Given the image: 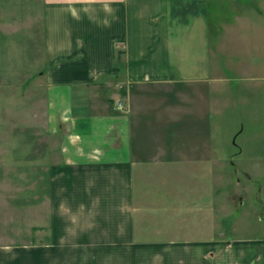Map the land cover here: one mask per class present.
Segmentation results:
<instances>
[{
  "label": "crops",
  "instance_id": "0c3cea01",
  "mask_svg": "<svg viewBox=\"0 0 264 264\" xmlns=\"http://www.w3.org/2000/svg\"><path fill=\"white\" fill-rule=\"evenodd\" d=\"M211 17L215 56L230 48L245 59L236 62L245 74L249 65L264 66V0L46 1V127L59 136L62 174L55 177L68 174L72 202L59 224L71 240L85 242L89 256L121 264H131L126 257L133 264L142 257H160L157 264H264V235L223 244L220 232L222 142L202 136L206 109L218 111L225 81L221 60L207 56ZM253 78L264 81V74ZM195 122L198 137L190 131ZM157 154L161 161L197 156L196 239L136 240V179L145 175L143 161Z\"/></svg>",
  "mask_w": 264,
  "mask_h": 264
},
{
  "label": "rangeland",
  "instance_id": "374dc122",
  "mask_svg": "<svg viewBox=\"0 0 264 264\" xmlns=\"http://www.w3.org/2000/svg\"><path fill=\"white\" fill-rule=\"evenodd\" d=\"M46 1L0 0V264H121L122 258L89 256L85 242L75 243L68 226L59 224L71 215L72 202L68 174L55 177L62 174L59 136L46 127ZM227 19L222 16L223 22ZM207 23V56L221 60L225 81L218 111L206 109L202 136L222 142L223 206L217 217L225 244V239L264 235V81L253 78L264 74V66L249 65L245 74L236 65L245 59L230 48L215 56L213 17ZM206 67L212 71L210 62ZM212 83H204L205 92ZM190 126L191 135L198 137V122ZM156 157L143 161L145 175L136 179V240L165 245L170 239L198 238L197 178L191 177L197 156ZM125 259L133 264V257ZM158 260L142 257L140 264Z\"/></svg>",
  "mask_w": 264,
  "mask_h": 264
},
{
  "label": "built area",
  "instance_id": "2783aa9c",
  "mask_svg": "<svg viewBox=\"0 0 264 264\" xmlns=\"http://www.w3.org/2000/svg\"><path fill=\"white\" fill-rule=\"evenodd\" d=\"M116 105H117V108H119V109L123 107L122 104H121V102H117Z\"/></svg>",
  "mask_w": 264,
  "mask_h": 264
}]
</instances>
